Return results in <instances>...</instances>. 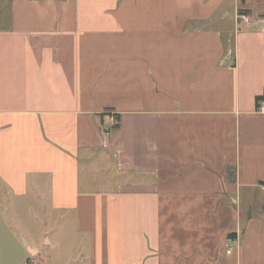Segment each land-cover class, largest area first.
Returning <instances> with one entry per match:
<instances>
[{
	"label": "crops",
	"instance_id": "1",
	"mask_svg": "<svg viewBox=\"0 0 264 264\" xmlns=\"http://www.w3.org/2000/svg\"><path fill=\"white\" fill-rule=\"evenodd\" d=\"M263 95L264 0H0V264H264Z\"/></svg>",
	"mask_w": 264,
	"mask_h": 264
},
{
	"label": "rangeland",
	"instance_id": "2",
	"mask_svg": "<svg viewBox=\"0 0 264 264\" xmlns=\"http://www.w3.org/2000/svg\"><path fill=\"white\" fill-rule=\"evenodd\" d=\"M40 224H45V222H37V223H30L27 217L24 218V232H20L22 236L27 238L28 240H31L30 234L34 235V238L40 239V232L41 230L34 228L35 226H38ZM72 238H68L67 241L71 242ZM22 243L24 242L23 239H21ZM40 241V240H39ZM78 246H72L71 244L65 245L62 244L61 249L66 250L67 253L70 255V261L66 262H60L58 260V252L57 250H52L51 248L43 247L41 246V256L39 257V261L44 262L47 261L48 264H83L84 261L80 260L81 256H79Z\"/></svg>",
	"mask_w": 264,
	"mask_h": 264
},
{
	"label": "built area",
	"instance_id": "3",
	"mask_svg": "<svg viewBox=\"0 0 264 264\" xmlns=\"http://www.w3.org/2000/svg\"><path fill=\"white\" fill-rule=\"evenodd\" d=\"M258 110L264 111V100L259 102ZM113 122H114L115 126L118 124L117 119H115V118H113ZM263 189H264V187H263Z\"/></svg>",
	"mask_w": 264,
	"mask_h": 264
},
{
	"label": "trees",
	"instance_id": "4",
	"mask_svg": "<svg viewBox=\"0 0 264 264\" xmlns=\"http://www.w3.org/2000/svg\"><path fill=\"white\" fill-rule=\"evenodd\" d=\"M243 13H244V12H241V14H243ZM262 100H264V95L261 96V97H258V98H257V105H259V102L262 101ZM257 107H258V106H257ZM116 119H117V118H116ZM117 120H118V119H117ZM118 122H119V121H118ZM118 125H119V124H117V125L115 126V128H117ZM231 237H232V238L236 237V234L231 235Z\"/></svg>",
	"mask_w": 264,
	"mask_h": 264
},
{
	"label": "water",
	"instance_id": "5",
	"mask_svg": "<svg viewBox=\"0 0 264 264\" xmlns=\"http://www.w3.org/2000/svg\"><path fill=\"white\" fill-rule=\"evenodd\" d=\"M29 251H30L31 253H34V251H33V250H31V249H29Z\"/></svg>",
	"mask_w": 264,
	"mask_h": 264
}]
</instances>
